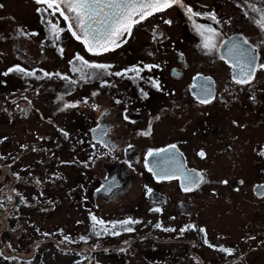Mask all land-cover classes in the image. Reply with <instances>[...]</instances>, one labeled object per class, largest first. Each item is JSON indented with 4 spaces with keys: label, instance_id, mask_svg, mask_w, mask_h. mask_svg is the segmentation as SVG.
I'll use <instances>...</instances> for the list:
<instances>
[{
    "label": "flooded vegetation",
    "instance_id": "af4514ba",
    "mask_svg": "<svg viewBox=\"0 0 264 264\" xmlns=\"http://www.w3.org/2000/svg\"><path fill=\"white\" fill-rule=\"evenodd\" d=\"M182 2L200 15L189 20L185 9L174 6L136 25L120 47L94 56L59 13L38 11L45 5L35 0H0V264H58L59 258L67 264H250L264 252V228L253 221L237 237L200 222L208 208L204 190L219 194L205 165L210 152L213 160L234 161L252 151L264 162V70L236 84L229 57L233 42L247 40L257 64L264 63V30L255 22L264 14V0ZM49 22L62 30L59 38ZM194 23L219 34L214 51L203 48ZM77 55L111 65L112 73L133 67L141 72L135 79L134 72L81 79L73 70ZM16 67L35 75L9 71ZM213 118L227 131L220 144L200 143L199 135L216 131L209 124ZM10 129L13 136L2 135ZM61 130L73 131L66 142L56 136ZM158 132L164 136L156 138ZM68 143L69 153H62ZM149 151L159 155L148 157ZM97 162L103 169H93ZM187 173L200 179L190 191ZM258 173L264 179V169ZM229 178L219 189L256 197L257 207L264 206V181L249 187L243 176ZM132 190L139 202L130 198ZM78 191L86 194L80 202ZM120 196L126 201L120 203ZM63 199L67 225L43 213ZM26 211L37 215L32 225ZM128 220L138 223L124 225ZM93 242L95 249L86 254ZM77 252L84 260H75Z\"/></svg>",
    "mask_w": 264,
    "mask_h": 264
},
{
    "label": "snow or ice",
    "instance_id": "6c2138e0",
    "mask_svg": "<svg viewBox=\"0 0 264 264\" xmlns=\"http://www.w3.org/2000/svg\"><path fill=\"white\" fill-rule=\"evenodd\" d=\"M38 5H45V8L38 9V11L48 12L51 11L52 15L59 13L63 17L64 21L68 22V30L72 35L79 40L85 47V49L94 56H99L109 51L120 47L122 43H125V34L131 35L133 28L142 23L149 17L163 13L168 9L178 6L181 9L186 10L188 19L192 20L194 16H199L200 13L193 11L191 7H187L182 0H35ZM254 11H260L254 9ZM208 18L215 21L216 16L214 14H208ZM167 24H171V21L165 20ZM257 26L264 30V14H261L258 19L255 20ZM50 23V33L53 37L59 38L62 31L57 24ZM199 35L203 41V48L212 52L216 49V38L219 35L215 29L207 26L195 25ZM75 29V30H74ZM34 35V34H33ZM247 46V47H245ZM255 48L249 45L247 40H243L242 43L233 42L229 48V57L233 61L230 65L234 68L233 78L236 84H247L254 77L257 69L264 70V63L257 64V56H254ZM224 57L222 56L221 59ZM76 61H79V67H74L75 72L81 74V79H91L96 73L101 75H117L126 76L128 72L136 73V77H139L141 69L133 67L125 70L124 72H109L111 65L102 63H90L82 56L77 55ZM226 63L228 61H225ZM153 67H159L158 65H146L145 68L151 70ZM95 70V73L86 71ZM10 72L15 71L24 73L28 76H34L35 72H26L25 69L16 67L9 69ZM7 73H5L6 75ZM48 76V73H44ZM67 79V77H65ZM75 83V81H73ZM153 86L159 88L158 83L153 81ZM146 95V94H145ZM201 103H206V99H202ZM87 103V101H85ZM119 103V101H117ZM75 104L66 105V107H76ZM144 135L150 134V131L143 133ZM67 135V133H65ZM175 145L171 148L175 149ZM162 151H168L163 149ZM264 154V153H262ZM159 155V152L149 151L148 157ZM201 157L204 156L203 152H200ZM147 166V164H146ZM151 171V169H150ZM184 182L187 185L186 190L190 191L193 185H198L200 179L193 173H187L184 176ZM226 184L227 181H224ZM160 211V209H155ZM94 223H99L103 226V221L97 222L96 217H92ZM138 223V221H124V225ZM116 225H113L115 228ZM160 227V225H157ZM192 227V226H189ZM107 232V229H102ZM125 231L131 232V227H125ZM165 231H174V229H164ZM183 231V230H182ZM204 232V229H200ZM99 235V233H96ZM113 235H119V232H113ZM207 242V241H205ZM222 252H226L231 255V250L221 249Z\"/></svg>",
    "mask_w": 264,
    "mask_h": 264
},
{
    "label": "rangeland",
    "instance_id": "374dc122",
    "mask_svg": "<svg viewBox=\"0 0 264 264\" xmlns=\"http://www.w3.org/2000/svg\"><path fill=\"white\" fill-rule=\"evenodd\" d=\"M9 11H12L11 8ZM15 15L18 17V14H15ZM25 18L26 17L23 15L22 19H25ZM176 34L180 36L181 32H177ZM238 119L240 120V122H243L242 120H244L243 117H239ZM217 120L218 119L213 118L211 121H209V124L213 123L211 126L215 127L216 131L211 135L210 134L209 135L208 134L199 135L197 140L200 143L207 142V144L211 143L213 145L220 144L218 140L219 138H222L223 135L221 134L226 132L227 128L225 127L223 123L218 122ZM220 127L221 129L218 130ZM263 129H264V125H263ZM72 132H73L72 130H61L60 132H56V136L57 137L61 136V142L62 141L66 142L64 139H69ZM65 133H67V135H65ZM261 133H263V135H259V136L263 138L264 131H261ZM12 134H13L12 129L7 130L2 133V135H12ZM18 134L19 132L17 133V135ZM163 136H164V132L156 133V138L157 137L160 138ZM240 138L246 139L247 136L242 134L240 135ZM240 145L243 146L244 144H240ZM69 146H70V143L66 145L62 144V150H63L62 153L64 151L69 153L68 151ZM215 149H217V147H213L211 150L215 151ZM213 155H214V152H210L211 159H209V162H207V164L205 163V165L207 168L208 167L210 168L208 169L209 174H213L211 176H213L214 178L212 179L215 180L214 182L211 183V186L212 187L218 186L219 194L211 193L210 191H208V189L204 190L205 194H203L202 196L208 201V203L206 204L208 208L206 207L204 211H201L200 222H204L205 224H207L210 230L219 231L222 229L224 230V232H227L233 235V237L243 235L242 227L244 225H248L250 222L251 223L255 222L259 224V226H262L264 228V206L257 207L256 197L247 196L246 199L250 201V203H248L246 202V199H244L242 195L229 194L226 190H225L226 192L225 193L224 190L219 189L222 186L221 180L230 179L229 176H232V177L235 176V178L237 179L238 177L243 176L244 178L247 179L246 185L247 186L249 185V187L251 184L264 181V179L262 178L263 175L258 173V171L264 169V162L255 159L252 151H250V153L249 151L244 152V156H245L244 159L242 157L241 159H237L234 161H229L228 159H225V158L218 159V157L216 156H214V160H213ZM101 163L102 162L93 163V169L94 170L103 169V165ZM249 173H250V176L249 178H247ZM135 191L136 190H132V192L130 193L131 196L130 195L129 196L130 198H134L136 199L137 202H139L140 201V198L138 196L139 193ZM85 195H86L85 193L78 191V193L75 194L76 201L78 202L82 201V198ZM118 199H121L120 203H123L126 201V199H124V197H121V196ZM111 203H113V201ZM77 206H79L78 203H77ZM65 209H66V200L63 199V200L57 201L54 207L46 209L43 213L45 215L54 214L55 221L61 222L62 224L66 223L67 225L69 223L68 221L69 219L65 217L64 214L68 216L69 214H68V211H65ZM23 216L26 219H28L30 225H32L33 217L35 218L37 215L36 214L33 215L31 214V212L26 211ZM80 217L81 215L78 213L76 215V218H80ZM243 228L246 230V227H243ZM92 244L93 246L88 244L87 252L85 251L86 254L91 255L90 254L91 250L95 249L94 247L97 245V243L93 242ZM61 245L65 247V244L62 243ZM81 245L82 244L78 243L76 249L79 250L81 248ZM78 253L79 252L75 253V255L77 256ZM79 255L80 257L76 258L75 260L77 261L84 260V254L79 253ZM95 256L96 258L100 259L99 257H97V254H95ZM57 261H58V264L68 263L67 261L61 258H59V260ZM41 262H42L41 264H44L43 261ZM250 264H264V252L255 253L253 256V260L251 261Z\"/></svg>",
    "mask_w": 264,
    "mask_h": 264
}]
</instances>
